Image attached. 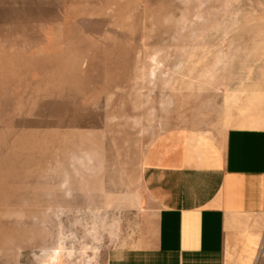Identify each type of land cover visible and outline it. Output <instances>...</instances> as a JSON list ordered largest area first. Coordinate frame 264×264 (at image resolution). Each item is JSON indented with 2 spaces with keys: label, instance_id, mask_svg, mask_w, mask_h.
Returning <instances> with one entry per match:
<instances>
[{
  "label": "rangeland",
  "instance_id": "1",
  "mask_svg": "<svg viewBox=\"0 0 264 264\" xmlns=\"http://www.w3.org/2000/svg\"><path fill=\"white\" fill-rule=\"evenodd\" d=\"M264 128V0H0V264H104L174 128ZM231 264H264V214Z\"/></svg>",
  "mask_w": 264,
  "mask_h": 264
},
{
  "label": "crops",
  "instance_id": "2",
  "mask_svg": "<svg viewBox=\"0 0 264 264\" xmlns=\"http://www.w3.org/2000/svg\"><path fill=\"white\" fill-rule=\"evenodd\" d=\"M145 220L104 264H231L247 221L264 214V128H174L144 148Z\"/></svg>",
  "mask_w": 264,
  "mask_h": 264
}]
</instances>
